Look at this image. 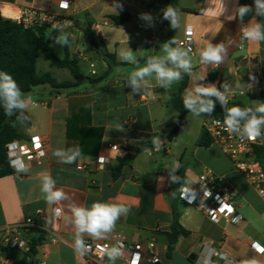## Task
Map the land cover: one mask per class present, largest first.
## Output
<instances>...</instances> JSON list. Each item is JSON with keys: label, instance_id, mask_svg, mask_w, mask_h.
Here are the masks:
<instances>
[{"label": "crops", "instance_id": "0c3cea01", "mask_svg": "<svg viewBox=\"0 0 264 264\" xmlns=\"http://www.w3.org/2000/svg\"><path fill=\"white\" fill-rule=\"evenodd\" d=\"M56 2L0 0V17L13 21L22 8L55 12ZM114 3L122 5V9L115 10ZM223 3L225 9L221 14V0H178L181 23L179 28H171L172 41L176 42L171 45L161 29V17L168 3L161 0H72L68 23L57 36L66 35L68 43L61 44L56 38L53 48L59 57H63L66 48L78 66L88 67V74H83L79 66L85 78L77 87L55 92L36 88L23 97L26 107L22 111L26 120L18 118L17 124L21 126L18 131L25 140L31 135L40 136L46 155L39 165L26 163L22 173L0 178V264H39L42 261L44 264H90L84 261L76 243L80 239L107 241L113 233H121L133 242L144 243L155 238L161 264H207L210 250L225 254L237 264L251 261L264 264V254H257L250 247L253 242L264 247V201L217 145L197 146L204 120L200 123L199 117L197 123L191 124L189 119L193 113L188 112L183 127L168 140L178 116L170 99L179 81L167 88L159 87L153 74L145 77L146 83L142 82L136 91L128 82L131 72L144 66L150 57L166 56L162 51L164 44L188 50L178 47L177 42L183 40L185 30L190 28L192 39L188 56L193 68L191 74L186 73L182 102L185 97H198V101L204 96L196 92L197 87L215 86L232 101L241 100L256 108L264 93V41L243 39L242 29L250 23L264 24V17L256 16L253 11L243 22L232 18L238 6H252L254 0H223ZM121 11L129 18L114 25L109 16H118ZM141 13L150 14L151 21L141 19ZM88 25L98 47H91L87 42L84 31ZM208 43L214 46L223 43L227 49L219 66L200 61L199 52ZM127 49L133 51L135 64L120 58L119 53ZM105 54L113 55L117 63L109 70ZM41 55L36 61L39 74L47 72L58 82L70 80V74L63 80L56 78L49 61H41L46 70L39 72ZM166 66L173 67L170 63ZM91 75L102 79L91 83L86 79ZM213 111L214 108L204 113L206 119ZM153 138L160 141L158 149L152 143ZM113 144L119 145L116 151L108 147ZM77 147L81 155L75 163H61L54 155L56 150L74 151ZM126 155L131 158L120 175L113 178V167ZM98 157L107 159L102 169L96 164ZM177 162L178 168L174 166ZM204 170L220 177L223 184L233 190L232 204L242 216L240 223H213L200 210L178 199L175 183L191 186ZM45 177L55 181L53 190H61L65 194L63 199L54 203L45 199L41 191ZM95 201L123 204L129 211L119 216L112 230L94 236L79 230L72 208H90ZM172 207L179 212L178 223L188 234L179 237L167 255L165 234L171 230ZM56 208L61 209L58 219L53 218ZM38 211L44 213L42 219L36 218ZM27 217L35 218L39 226L30 233V241L42 236L34 254L3 242L5 228L18 227ZM53 229L59 237L56 243L49 242ZM44 250L46 258L42 256ZM190 255H195V259L190 260ZM210 262L219 264L216 258H211ZM104 264L124 263L106 257Z\"/></svg>", "mask_w": 264, "mask_h": 264}, {"label": "built area", "instance_id": "2783aa9c", "mask_svg": "<svg viewBox=\"0 0 264 264\" xmlns=\"http://www.w3.org/2000/svg\"><path fill=\"white\" fill-rule=\"evenodd\" d=\"M71 2L72 0H57L55 12L22 8L13 21L23 28L44 25L49 30L60 33L68 23L67 17ZM53 25L56 27L54 28ZM191 39L192 31L188 28L185 30L183 40L177 42V46L190 49ZM241 43L240 48L243 46V41ZM225 96L227 104L230 103L232 98ZM224 119L214 116L207 118L203 122V130L210 137L211 143L217 145L230 159L234 169L244 177L264 201V164H261L257 158L264 156V134L258 137L255 142L242 139L225 130ZM243 123L241 122V125ZM123 146L125 147V143ZM108 147L110 150L116 151L119 145L113 144ZM5 152L9 166L14 173H22L26 163L39 165L46 155L44 141L38 135H31L26 140H14L7 143ZM100 158L96 159V164L99 169H102L103 165L107 163V159L103 157V161H101ZM176 193L184 205L200 210L213 223L226 221L238 224L243 220L232 204L233 190L225 186L222 179L209 170L202 171L191 186L178 185ZM56 209L53 210L54 219H58L60 215V212L56 213ZM43 216L42 211H38L36 214L37 219H42ZM37 229L39 226H37L35 218L27 217L18 227L5 228L6 237L3 242L9 247L29 252V235ZM58 238L57 231L53 229L49 242L56 243ZM75 247L84 261L90 264H104L106 257L120 259L124 264H141L143 261L146 264H161V260L156 254L155 238H150L144 243L133 242L121 233H113L107 241L102 242L80 239ZM250 247L255 253L264 254V247L258 246L257 243H251ZM42 256L46 258L45 250ZM211 258H216L219 264H237L235 260L219 251L210 250V257L206 260L207 264H212ZM39 264H44V262Z\"/></svg>", "mask_w": 264, "mask_h": 264}, {"label": "clouds", "instance_id": "9594fccd", "mask_svg": "<svg viewBox=\"0 0 264 264\" xmlns=\"http://www.w3.org/2000/svg\"><path fill=\"white\" fill-rule=\"evenodd\" d=\"M114 9L118 7L122 9V5L113 4ZM222 12H224V3L221 0ZM255 11V15L264 17V0H254V5H241L237 7L236 14L233 19H239L243 22L244 17L249 13ZM164 17L170 20L171 28H179L181 19L179 9L168 5L164 10ZM140 18L151 21L150 14L141 13ZM55 28L56 25H53ZM242 37L251 42L264 41V24L260 22L250 23L242 29ZM57 42L67 44L68 39L66 35L57 37ZM170 43L174 44L175 41ZM162 51L166 53L163 58H149L146 64L131 72L128 82L133 85V90L136 91L140 88L141 83L145 81V77L155 74V79L159 87L167 88L175 81L182 79L180 70L185 73L191 74L193 64L188 56V50H181L180 48H172L168 43L164 44ZM227 49L223 43L216 44L215 46L208 43L200 52V61L203 64H212L219 66L225 59ZM121 59L135 64L136 58L131 49L122 50L119 53ZM166 63H170L173 67H167ZM203 79V77H201ZM251 80H255L254 76H250ZM197 93L206 96H216L221 101V105L225 107L227 113L224 119L225 130L230 134H235L242 139H248L255 142L258 137H261L264 132V104H258L255 112L251 108H241L240 106L226 107L227 98L224 93L220 92L215 86L197 87ZM25 93L21 91L17 82L11 74L0 71V106L3 107L6 116L10 117L15 111L23 110L26 107ZM197 98L191 96L183 98V106L190 109L195 116H199L200 112L210 113L213 108L212 102L209 100L207 103L201 101L197 106ZM249 113H252L249 115ZM256 113L261 115L257 116ZM244 123L241 125V121ZM122 130V129H121ZM152 143L157 147L160 146V141L157 138L152 139ZM54 155L59 157V161L65 164H72L77 161L81 155V150L77 147L74 151L56 150ZM103 161V157L100 158ZM175 167H179L177 162ZM55 181L50 177H45L42 182L41 191L45 193V199L49 203L60 201L65 197L61 190H53ZM61 209L57 208L56 213L59 214ZM129 208L123 204H110L107 202L95 201L90 208L86 207H73L72 213L75 217V224L80 231H86L94 236H99L103 232L112 230L115 227L116 221L119 216L126 214ZM249 264H256L255 261Z\"/></svg>", "mask_w": 264, "mask_h": 264}, {"label": "trees", "instance_id": "16d2710c", "mask_svg": "<svg viewBox=\"0 0 264 264\" xmlns=\"http://www.w3.org/2000/svg\"><path fill=\"white\" fill-rule=\"evenodd\" d=\"M161 1L170 4L174 8H179L178 0ZM128 18V14L123 11H121L118 16H109V19L114 25H119L125 22ZM161 20L163 35L170 43L172 41L170 20L166 19L164 15L161 17ZM84 33L86 35L87 42L91 45V47H98L93 34L90 31L89 25L86 27ZM58 34V32L51 31L44 25H35L30 28H23L20 24H17L14 21L3 20L0 17V71L11 74L21 91L25 94L32 92L36 88L55 92L77 87L85 77L80 72L77 60L70 57L66 48H64L63 57H59L56 54L53 44ZM170 44L173 45L172 43ZM39 54H42L49 61L51 67L66 69L72 79L58 82L47 72L39 74L36 70V61ZM105 57L108 58L107 70H109L112 65L117 64L113 55L105 54ZM118 65L123 64L118 63ZM180 73L182 79L179 80L178 88L171 95L170 99V105L178 112V116L170 133L168 134V140H171L183 127L186 115L191 111L183 106L181 93L187 85V76L183 70H180ZM86 79L91 83H98L102 77H86ZM209 100L212 102L214 108L211 116L225 118L227 115L225 107L221 105L220 99L216 96H202L197 101V106H199L201 101L207 103ZM259 104H264V93L260 96ZM234 105L240 106L241 108H251L253 112H255V108L253 106L241 100H233L228 103L226 107L231 108ZM251 114L252 113H249V115ZM256 115L259 116L261 114L256 113ZM19 117L26 120L25 114L22 110L15 111L12 116L8 117L5 115L3 107L0 106V178L14 173L7 160L5 152L6 144L14 140L25 139L24 135L21 134L17 128V120ZM241 122L244 121L242 120ZM196 144L200 147H207L211 144V139L204 130L201 131ZM130 158V156L126 155L117 160L116 166L112 169L113 178H117L120 175L122 167ZM257 158L261 164H264V156H258ZM177 186L178 184L175 183V190ZM172 213L173 222L171 230L169 233L165 234L168 242L167 255L171 253L173 248L172 246L175 244L177 239L188 234V232L179 225V212L174 207H172ZM41 240V235L31 239L30 254L35 253L34 248L36 245L41 243Z\"/></svg>", "mask_w": 264, "mask_h": 264}, {"label": "rangeland", "instance_id": "374dc122", "mask_svg": "<svg viewBox=\"0 0 264 264\" xmlns=\"http://www.w3.org/2000/svg\"><path fill=\"white\" fill-rule=\"evenodd\" d=\"M41 61H43L44 63L48 62V60L43 55H41L40 61L38 62L39 63L38 64V66H39L38 67V71L39 72H43V71L46 70V69H44L45 67H44V65H43V63ZM79 66H80V69H81L82 73L85 74V75H87L88 74V67L86 65H84V64H81ZM53 75L56 78H60V79L63 80L64 78L67 77V75H69V73H68V71L66 69L53 68ZM89 77H95V76L91 75ZM70 79H72V78L70 77ZM63 81H65V80H63ZM200 113L201 114H199V115H201V116H195L194 114H192L191 118L189 119V123H191V124L192 123H197L199 117H200V119H199L200 120L199 121L200 123H201L202 120L205 121L206 120V117H205L204 112H200ZM199 126H201V124ZM17 128H18L19 131L21 130V126L19 124H17ZM202 130H203V127H202Z\"/></svg>", "mask_w": 264, "mask_h": 264}, {"label": "water", "instance_id": "95a60500", "mask_svg": "<svg viewBox=\"0 0 264 264\" xmlns=\"http://www.w3.org/2000/svg\"><path fill=\"white\" fill-rule=\"evenodd\" d=\"M189 259H190V260H194V259H195V255H190V256H189Z\"/></svg>", "mask_w": 264, "mask_h": 264}]
</instances>
